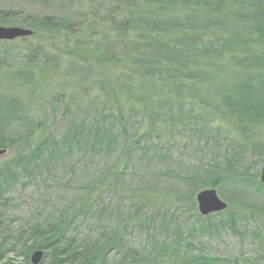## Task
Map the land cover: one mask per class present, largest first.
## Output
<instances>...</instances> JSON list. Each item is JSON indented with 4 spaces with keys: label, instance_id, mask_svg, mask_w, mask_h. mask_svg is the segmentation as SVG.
<instances>
[{
    "label": "trees",
    "instance_id": "1",
    "mask_svg": "<svg viewBox=\"0 0 264 264\" xmlns=\"http://www.w3.org/2000/svg\"><path fill=\"white\" fill-rule=\"evenodd\" d=\"M83 1L0 0L1 26L33 31L21 44L0 41V264H31L37 250L40 264L249 261L195 255L190 241L221 228L242 239L245 215H264V185L251 176L245 148L229 145L223 158L186 168L189 158L173 161L172 146L183 129L219 144L217 121L247 135L250 124L264 126V0H110L123 20L96 43L84 33L99 14L86 13ZM15 3L41 9L26 13ZM41 99L52 114L62 105L61 130L33 114ZM200 154L189 157L198 163ZM76 164L93 172L87 185L73 178ZM61 173L71 176L62 182ZM174 178L181 183L166 184ZM45 180L75 192L40 193L13 232L17 187ZM233 184L262 205L234 202ZM208 189L228 209L203 217L196 197ZM179 210L189 215L181 224Z\"/></svg>",
    "mask_w": 264,
    "mask_h": 264
},
{
    "label": "rangeland",
    "instance_id": "2",
    "mask_svg": "<svg viewBox=\"0 0 264 264\" xmlns=\"http://www.w3.org/2000/svg\"><path fill=\"white\" fill-rule=\"evenodd\" d=\"M84 5L82 6L85 9V12L88 14H92L94 12L95 14H99L98 18H96L93 14L90 17V19L87 21L88 24H94L96 23V26L94 27L93 30L90 31V28H88L89 33L85 31L84 33V40L87 39V41L90 42L93 41V43H96L97 37L100 34L103 33H113L114 32V27L121 23L123 20V17L120 16L119 11H112L108 10L110 7L113 9V4L110 2V0H97V5L90 4L88 0L83 1ZM12 6L14 9L19 8L23 12H29L31 14H35L39 12L40 7H31L28 5H23V4H18L15 3ZM41 9V8H40ZM101 16V18H99ZM98 22V24H97ZM89 26V25H87ZM86 26V27H87ZM20 27V26H17ZM23 28V27H21ZM93 31V32H92ZM92 33V34H91ZM107 33V34H108ZM113 35V34H112ZM93 36L95 38H93ZM113 37V36H112ZM115 37V36H114ZM116 38V37H115ZM114 39V38H113ZM20 40H23L22 38L17 39L15 41H8L9 43H19ZM5 42V41H1ZM65 68V65L63 66ZM54 88V87H52ZM51 88V90H52ZM48 109L46 111V109ZM57 113L52 114L51 111V106L44 103V101L39 100L34 104L33 107V114L39 117V119H42V116L45 117L46 115H49L45 118L46 122L48 124H53L51 125L50 129L54 131L61 130L57 126L61 125L59 124V118L61 116V111L59 112L60 109H62V105L59 103L56 105ZM53 111V110H52ZM50 112V113H48ZM48 113V114H47ZM57 116V117H56ZM56 117V118H55ZM58 118V120H57ZM217 126L221 127L222 130L220 131V135L218 134V142L219 144L215 145V142L217 140L213 139L210 140L208 139V136L206 135H199L197 131H190L183 129V132L180 135V138L176 140V143L173 144L172 146V153H174V160L173 161H178L179 159L184 162V160L189 158V161L192 163L190 166H187L186 168H193V165H198L202 166L200 164H204L206 166V163L211 161L214 157L217 159L223 158L225 153L231 152L233 148L231 149L229 145H232V147H243L245 148L244 153V160L246 159L248 162V165L251 164L250 167V172L251 176H261V171L262 168L264 167V152L262 153V156H257L259 154L260 149L263 147L264 149V126L260 125L258 126L255 124H250V129L249 133L243 134L242 130L239 129H233L230 125H225L223 123H220V121L215 122L213 125V128H216ZM144 131V130H143ZM223 132L226 133V139L223 137ZM215 134V133H214ZM216 135V134H215ZM215 141V142H214ZM14 149L8 150V153L6 155H9ZM195 150L200 151V156L202 158V161L198 162L195 161V157L191 159L189 156L193 155ZM219 150V151H218ZM215 152H218V155H215ZM237 156V155H236ZM234 155V158L236 157ZM197 158V157H196ZM184 159V160H183ZM262 159V161H261ZM182 164V163H181ZM176 165H174L175 167ZM168 167V168H173L176 169V171L180 170L182 172L181 167ZM83 166L80 164H76L74 167V170L77 171L73 178L75 177V180H78L77 182L81 185L83 184H88L89 181H91L93 175V172L90 170L84 171ZM177 171V173H178ZM179 171V172H180ZM230 171H233V169H230ZM68 176H71L69 174L64 175L63 173L59 174L57 178L61 180L62 182H65V180L68 179ZM56 178V179H57ZM175 179V180H174ZM173 180L169 181V183L166 184H175V183H181L178 179L174 178ZM44 180V179H43ZM38 184V187L36 188ZM64 184V183H63ZM62 184V185H63ZM55 180H50L48 181H37L30 183L24 187L18 186L16 189L15 194L13 195V198H15L13 201L12 205V210H11V217L14 219V217L19 218L18 220H14V222H11V230L15 232V230H18L21 225H22V220L26 219L25 217L28 216L29 210H30V205H35L38 203V198L40 197V193L43 195H47L50 198H55L56 194H61L66 191L63 194H67V191L73 190V188H68L66 189H59L61 186L55 185ZM159 185V184H156ZM54 187V189H53ZM88 188V187H87ZM101 188V187H99ZM48 189H51L53 193L48 194ZM75 189V188H74ZM100 190V189H99ZM96 190V191H99ZM243 187L238 186V185H229L227 192H229L228 197H231V199L234 202H237L241 204L244 200L246 201H253L257 204L262 205L263 201H261L259 198L256 197H251L249 198L247 193L243 192ZM72 192H75L73 190ZM217 192V191H216ZM69 197L71 193H68ZM67 194V195H68ZM219 196L220 193L218 192ZM223 196V194H221ZM12 198V199H13ZM249 198V199H248ZM66 199V198H65ZM197 199V197H196ZM67 200V199H66ZM179 208V206H176ZM198 208V207H197ZM254 214H257L256 216ZM176 219L175 222L178 221V223L181 224L182 221L187 220L189 215L182 210H179L178 213L176 214ZM217 215V214H216ZM246 216V219L243 221L241 220L240 223V229L241 232L244 234L243 238L241 239L240 237L236 236L235 234H232L228 228H221L219 232H212L211 235H203L201 232L195 234L196 238H191L190 241L193 242V247L196 248V250H193L194 254L197 255L201 251L205 255L209 256H218V257H236L240 255V253L244 254L247 259L249 258V261L243 260L239 264H264L261 260H263V255L260 254V248L257 243H259V237L258 235H262L264 237V215L261 216L258 213L255 212H248ZM190 223H192V220H190ZM10 226V225H9ZM201 249V250H200Z\"/></svg>",
    "mask_w": 264,
    "mask_h": 264
},
{
    "label": "water",
    "instance_id": "3",
    "mask_svg": "<svg viewBox=\"0 0 264 264\" xmlns=\"http://www.w3.org/2000/svg\"><path fill=\"white\" fill-rule=\"evenodd\" d=\"M33 35V31L29 28L21 27H3L0 25V41H15L17 39H27ZM6 150H0V156L5 154ZM260 176L261 182L264 185V167ZM197 204L199 213L208 217L212 213H219L228 208V204L222 200L214 189H208L199 192L197 195ZM44 252L37 250L32 253L30 258L31 264H40L44 258Z\"/></svg>",
    "mask_w": 264,
    "mask_h": 264
}]
</instances>
